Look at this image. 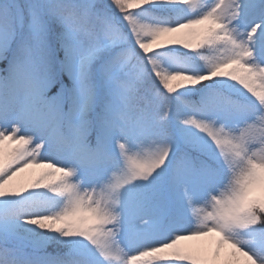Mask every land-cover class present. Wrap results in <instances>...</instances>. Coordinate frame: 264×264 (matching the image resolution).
I'll list each match as a JSON object with an SVG mask.
<instances>
[{
	"label": "snow or ice",
	"instance_id": "6c2138e0",
	"mask_svg": "<svg viewBox=\"0 0 264 264\" xmlns=\"http://www.w3.org/2000/svg\"><path fill=\"white\" fill-rule=\"evenodd\" d=\"M0 264H264V0H0Z\"/></svg>",
	"mask_w": 264,
	"mask_h": 264
}]
</instances>
